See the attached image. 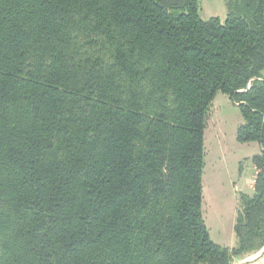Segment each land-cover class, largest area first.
Wrapping results in <instances>:
<instances>
[{"label": "trees", "instance_id": "16d2710c", "mask_svg": "<svg viewBox=\"0 0 264 264\" xmlns=\"http://www.w3.org/2000/svg\"><path fill=\"white\" fill-rule=\"evenodd\" d=\"M0 0V264H232L264 247V0ZM220 93L256 143L234 247L202 217Z\"/></svg>", "mask_w": 264, "mask_h": 264}, {"label": "rangeland", "instance_id": "374dc122", "mask_svg": "<svg viewBox=\"0 0 264 264\" xmlns=\"http://www.w3.org/2000/svg\"><path fill=\"white\" fill-rule=\"evenodd\" d=\"M246 2L253 6V0H198L199 16L203 21L210 18L224 21L226 16L234 10L246 15L249 12ZM241 123L242 119L237 105L232 103L227 95L218 93L210 105L204 134V149L208 159L206 179L208 174L214 170L217 172V177L215 175L214 177L218 182L213 177L212 181L209 180L207 183L205 203H202V217L203 221L206 220L208 224L212 239L215 242L219 241L216 243L222 245H228L227 239L233 238V211L235 210L232 183L237 177L238 185L242 186L241 190L235 192L238 205L239 197L248 192L247 185L253 167L251 159L259 154V148L255 143L240 144L236 141L237 128ZM255 176L252 179L253 182ZM251 185L253 187L254 183ZM216 236L220 240H217ZM213 240H211L212 243ZM257 253L245 255L234 262L254 258Z\"/></svg>", "mask_w": 264, "mask_h": 264}, {"label": "crops", "instance_id": "0c3cea01", "mask_svg": "<svg viewBox=\"0 0 264 264\" xmlns=\"http://www.w3.org/2000/svg\"><path fill=\"white\" fill-rule=\"evenodd\" d=\"M256 144V143H255ZM257 145V144H256ZM258 146V145H257ZM258 148H259V154H260V152H261V149H260V147L258 146ZM205 150V149H204ZM258 154V155H259ZM222 156V154L220 155V157ZM253 158V157H252ZM222 159V158H221ZM249 159H251V158H249ZM207 155L205 154V159H204V169H203V173H202V203H205V195H206V190H207V183H208V181L210 180V182L212 181V179H213V177H214V175L217 177V175H216V171H212L211 172V174H208L209 173V170H208V172H207V174H208V176H207V179H206V169H207ZM255 170H254V168L252 167V169H251V177H250V179H249V183H248V185H247V190H248V192H247V196H250V195H252L253 194V187H252V183H254L253 181H252V179L254 178V176H255ZM216 177H214V179L216 178ZM219 180V179H218ZM215 181L216 182H218L216 179H215ZM252 181V182H251ZM233 184H235L234 186H233ZM232 190H233V194H234V197L232 196V198L234 199V210L235 211H233V217H234V221H235V215H236V210H237V201L235 200V192H237V191H239V190H241L242 189V186L241 185H238V178L236 177V181H234L233 183H232V188H231ZM235 212V213H234ZM206 223V220L204 221V224ZM205 226H206V228H207V230H208V233H209V236H210V239L211 240H213L212 239V235H211V231H210V229L208 228V224L206 223L205 224ZM233 226H234V223H233ZM232 230H233V228H232ZM216 238H217V240H220L219 239V237L218 236H216ZM227 241H228V245H222V244H219V243H216V242H219V241H214L213 240V244L214 245H216V246H219V247H223V248H233L234 247V236H233V238H231V239H227ZM261 251H262V249L255 255V257L254 258H252V257H250V258H252V259H250V258H248V259H245V260H250L249 261V263L248 264H264V253L261 255V258H259V259H257V257L261 254ZM245 260H238V261H236V262H234V264H243V262L245 261ZM235 261V260H234ZM233 264V263H232Z\"/></svg>", "mask_w": 264, "mask_h": 264}, {"label": "water", "instance_id": "95a60500", "mask_svg": "<svg viewBox=\"0 0 264 264\" xmlns=\"http://www.w3.org/2000/svg\"><path fill=\"white\" fill-rule=\"evenodd\" d=\"M264 253V247L262 248L261 254L257 257V259L261 258V255ZM250 260H245L243 264H248Z\"/></svg>", "mask_w": 264, "mask_h": 264}]
</instances>
